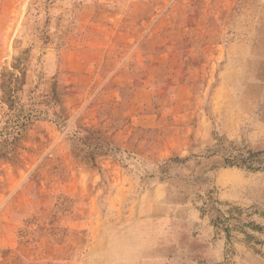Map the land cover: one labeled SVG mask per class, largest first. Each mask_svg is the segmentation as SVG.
Wrapping results in <instances>:
<instances>
[{"label": "rangeland", "instance_id": "obj_1", "mask_svg": "<svg viewBox=\"0 0 264 264\" xmlns=\"http://www.w3.org/2000/svg\"><path fill=\"white\" fill-rule=\"evenodd\" d=\"M132 249L264 264V0H0V264Z\"/></svg>", "mask_w": 264, "mask_h": 264}, {"label": "crops", "instance_id": "obj_2", "mask_svg": "<svg viewBox=\"0 0 264 264\" xmlns=\"http://www.w3.org/2000/svg\"><path fill=\"white\" fill-rule=\"evenodd\" d=\"M135 1H139V0H135ZM143 1H147V0H143ZM98 3L99 4H98L97 10H93V12L88 13L90 16H92V18L96 17L100 13L99 11H100V8H101V6L103 4H101V2H98ZM118 11L119 10L115 11L116 14H118ZM120 14H122L123 19L125 20V22L120 27H118L115 30V34L117 35V36L114 37L115 44L106 45L104 47L105 49H103V47H102L101 50H104L105 53H106V51L109 54L110 53L109 51H117V50H122V49H125V48L126 49L130 48V46L122 45L121 42H123L125 40L126 36H129L131 34L129 26L132 25V21L130 20L131 17H132V11L120 12ZM114 67H115V65H114ZM110 72L111 71H109V73ZM122 72L123 71H120V70H115V69L113 70V73H116L117 76L122 74ZM126 73L127 72H125V71L123 72V74H126ZM143 238L145 240H147L146 239L147 235H145ZM135 248H138V247H135ZM133 249H132V259L143 258V262L141 264H171L170 260H168L165 255H162L160 251H152V250H148V251L144 250V251H142L140 249H138V250L137 249L133 250ZM132 264H137V262L136 261L135 262L132 261Z\"/></svg>", "mask_w": 264, "mask_h": 264}]
</instances>
